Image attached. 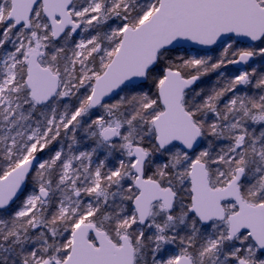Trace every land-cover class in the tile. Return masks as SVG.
I'll return each mask as SVG.
<instances>
[{
	"label": "snow or ice",
	"instance_id": "obj_1",
	"mask_svg": "<svg viewBox=\"0 0 264 264\" xmlns=\"http://www.w3.org/2000/svg\"><path fill=\"white\" fill-rule=\"evenodd\" d=\"M0 264H264V0H0Z\"/></svg>",
	"mask_w": 264,
	"mask_h": 264
},
{
	"label": "rangeland",
	"instance_id": "obj_2",
	"mask_svg": "<svg viewBox=\"0 0 264 264\" xmlns=\"http://www.w3.org/2000/svg\"><path fill=\"white\" fill-rule=\"evenodd\" d=\"M235 68H236V66H232V65H230L228 70H229V71H234Z\"/></svg>",
	"mask_w": 264,
	"mask_h": 264
},
{
	"label": "water",
	"instance_id": "obj_3",
	"mask_svg": "<svg viewBox=\"0 0 264 264\" xmlns=\"http://www.w3.org/2000/svg\"><path fill=\"white\" fill-rule=\"evenodd\" d=\"M194 48H198L199 46H193ZM237 67V66H236Z\"/></svg>",
	"mask_w": 264,
	"mask_h": 264
}]
</instances>
